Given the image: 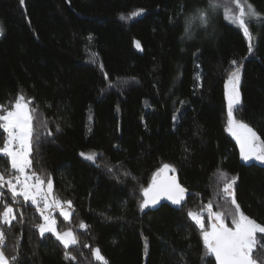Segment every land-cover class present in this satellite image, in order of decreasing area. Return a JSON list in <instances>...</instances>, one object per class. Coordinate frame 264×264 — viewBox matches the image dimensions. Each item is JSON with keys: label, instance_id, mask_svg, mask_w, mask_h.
Listing matches in <instances>:
<instances>
[{"label": "trees", "instance_id": "trees-1", "mask_svg": "<svg viewBox=\"0 0 264 264\" xmlns=\"http://www.w3.org/2000/svg\"><path fill=\"white\" fill-rule=\"evenodd\" d=\"M249 2L264 14V0ZM206 4L0 0V109L23 95L37 109L36 131H51L34 144L27 171L50 178L53 196L72 201L69 220L54 215L57 227L78 239L67 250L76 259L66 258L53 234L40 236L37 207L22 197L12 201L10 190L0 188V213L7 203L17 217L11 225L0 221V249L9 258L18 255L15 264H103L91 251L95 247L108 264H215L211 256L202 259V234L187 212H199L210 200L214 211L224 210L216 195L223 186L218 170L238 176L237 203L264 224V165L241 158L226 130L224 92L231 62L242 63L241 105L234 115L264 139V23L250 24L251 55L242 30L222 12L208 25L194 21L191 38L182 40L185 15ZM4 140L0 130V146ZM81 152L100 155L92 162ZM165 163L187 190L182 206L161 202L141 210V188ZM2 170L5 179L17 174L0 155ZM204 218L207 227V213ZM225 222L232 226L231 218ZM258 241L264 244V234ZM260 257L264 249L254 253L257 264Z\"/></svg>", "mask_w": 264, "mask_h": 264}, {"label": "snow or ice", "instance_id": "snow-or-ice-1", "mask_svg": "<svg viewBox=\"0 0 264 264\" xmlns=\"http://www.w3.org/2000/svg\"><path fill=\"white\" fill-rule=\"evenodd\" d=\"M23 2L24 0H21L22 4ZM221 12L227 21L242 30L243 36L248 40V53L251 55L254 48L252 43L254 37L250 31V24L253 22L264 23V14L258 12L249 0H207L205 7H197L185 15V29L181 39L191 38L192 33L189 29L194 21L201 26L208 25L213 16ZM132 15H137V13ZM2 33L3 29L0 27V34ZM135 45L137 48H141L139 41H136ZM231 65L233 67L228 73L225 84L227 131L235 137L239 145L240 156L244 161L256 160L264 163V139H261L252 127L242 120H238L234 115L241 105L240 83L243 65L235 60L231 62ZM104 75L106 86L113 87V82L108 79L107 73ZM101 91L103 92L104 89ZM31 103V100L25 101V97L20 95L16 99L14 107L0 109L3 111V114H0V130L6 134V139L0 146V155L10 158L11 169L17 173L5 179L7 170L0 171V188L10 190L11 199L14 202L18 203L19 198L22 197L23 201H30L32 205H35L43 218L42 223L35 225L40 236L44 237L46 233L53 234L64 247L65 257L75 260L76 258L67 250L70 246L78 244L76 235L72 230L58 231L57 221L52 215V212L58 209L64 220H69L72 214L69 211L72 208V201H61L53 196V182L50 178L45 181L35 172L29 174L26 171L32 167L29 157L33 152L34 144L40 142L41 135L52 136L51 131H36L34 121L37 119L38 112L36 108L30 107ZM176 118V116L173 117L174 120ZM44 127H47L46 121ZM56 131H60L59 124L56 125ZM79 155L88 161L95 162L100 154L81 152ZM113 168L114 166H108V171L112 172ZM175 171V167L167 163L156 170L149 186L141 188L143 195L142 202L139 204L141 210L158 205L161 198H166L173 205L182 206L186 189L178 183L175 175H168L169 172L174 173ZM125 175L128 173L125 172ZM218 175V186L221 182L223 186L216 195L223 200L224 210L214 211L213 202L210 200L206 205H201L199 212H187V216L199 227L202 234L205 248L202 259L211 256L214 257L216 264H257L254 253L258 249H264V244H259L258 241V234H264V224L258 223L246 215L241 210L240 204L237 203L235 185L238 176L230 175L223 170H218ZM45 183L46 188L44 187ZM3 199L4 193L0 192V201ZM204 213H207V227ZM227 218H231V227L225 222ZM16 219L13 206L4 204L3 211L0 213V221L3 224L11 225ZM86 227L87 225L83 222L79 224L80 229ZM4 240L5 232L0 228V245L4 243ZM85 246L87 247V245ZM145 248L147 249V239H145ZM91 251L97 261L108 264L99 248ZM18 259V255L7 257L5 252L0 249V264H15ZM260 264H264V257H260Z\"/></svg>", "mask_w": 264, "mask_h": 264}, {"label": "water", "instance_id": "water-1", "mask_svg": "<svg viewBox=\"0 0 264 264\" xmlns=\"http://www.w3.org/2000/svg\"><path fill=\"white\" fill-rule=\"evenodd\" d=\"M257 162L260 163V164H262V165H264V163H261V162H259V161H257ZM168 175L171 176V175H175V174H173L172 172H169ZM175 176H176V175H175ZM176 178H177L178 183H180L179 180H178V177H177V176H176ZM180 184H181V183H180ZM184 188H185V187H184ZM185 189H186V188H185ZM186 195H187V190H186L185 196H186ZM161 202H165V203L169 204L170 206H172L173 208H176V209H178L179 207H181V206L173 205V204L171 203V201L167 200L166 198H161L159 204H160ZM159 204H158V205H159ZM158 205H156V206H149V207H147V208L154 209V208H156ZM229 227H231V226H229ZM213 259H214V257H213ZM214 262H215V259H214ZM215 264H216V262H215Z\"/></svg>", "mask_w": 264, "mask_h": 264}, {"label": "rangeland", "instance_id": "rangeland-1", "mask_svg": "<svg viewBox=\"0 0 264 264\" xmlns=\"http://www.w3.org/2000/svg\"><path fill=\"white\" fill-rule=\"evenodd\" d=\"M227 81V80H226ZM226 81H225V83H224V92H225V84H226ZM20 96V95H19ZM18 96V97H19ZM17 97V98H18ZM16 98V99H17ZM225 98H226V95H225ZM25 101H27L26 99H25ZM15 102H16V100L14 101V103H13V106L12 107H14V105H15ZM226 102H227V100H226ZM226 130H227V127H226ZM228 132V131H227ZM229 133V132H228ZM231 134V133H230ZM258 134V133H257ZM5 139H6V134H5ZM234 139H235V137H234ZM236 140V139H235ZM238 144V143H237ZM10 159V158H9ZM27 171V170H26ZM28 172V171H27ZM30 174V173H29ZM45 188H46V186H44ZM42 206V205H41ZM65 207H66V205H65ZM55 211H58L59 212V210L57 209V210H55ZM69 211L71 212V209H69ZM52 215L55 217V219H56V216L54 215V211L52 212ZM43 222V218H42V221H41V223ZM57 229H58V231H60V232H64V231H67V230H70V229H62V230H60L58 227H57ZM96 248V247H95ZM94 248V249H95ZM101 255H102V253H101ZM103 256V255H102Z\"/></svg>", "mask_w": 264, "mask_h": 264}]
</instances>
